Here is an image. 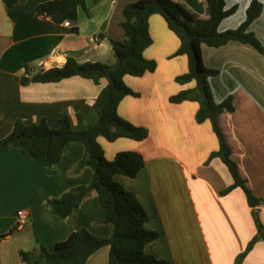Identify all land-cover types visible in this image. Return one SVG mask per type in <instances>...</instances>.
Segmentation results:
<instances>
[{"label": "crops", "instance_id": "obj_1", "mask_svg": "<svg viewBox=\"0 0 264 264\" xmlns=\"http://www.w3.org/2000/svg\"><path fill=\"white\" fill-rule=\"evenodd\" d=\"M49 0H18L6 7L0 0V138L6 137L16 120L25 124L44 119L56 129L61 117L69 118L74 129H86L97 115L93 103L106 80L98 84L80 76L56 83L28 82L36 64L51 59L62 66L68 57L78 62L113 63L109 39L120 40L123 9L137 0H86L77 18L56 23L37 15V5ZM200 19L208 18L205 0H175ZM252 0H225L236 12L223 19L219 31L238 27ZM261 14L251 23L252 31L264 44V0ZM152 43L143 51L157 64L142 76L125 75V85L137 96L124 97L118 114L136 126L147 128L148 136L137 141L118 138L98 142L107 160L119 151L139 152L144 166L133 178L114 176L132 192L148 214L145 227L159 233L145 245V252L169 264H234L248 242L257 234L253 211L264 227V204L255 208L240 188L225 191L233 182L226 165L218 158L208 160L218 149L210 122L197 123L198 103H171L169 98L195 82L181 85L175 78L187 71V58L174 56L178 37L163 17L149 18ZM94 38L95 41H90ZM206 67L218 74L209 78L215 102L232 98V111L220 115V123L232 147V158L247 179L253 195L264 200V55L249 44L231 41L220 47L201 46ZM84 146L69 142L61 160L45 167L16 148L0 156V235L16 227V212L27 209L30 218L0 239V264H28L20 252L35 251L40 244L49 251L55 244L81 228L107 237L111 228L102 222L103 210L95 192L79 208L62 219L43 207L48 198L87 185L91 170L72 173L81 160ZM109 247L94 252L86 264H107ZM241 264H264V238H260Z\"/></svg>", "mask_w": 264, "mask_h": 264}, {"label": "trees", "instance_id": "obj_2", "mask_svg": "<svg viewBox=\"0 0 264 264\" xmlns=\"http://www.w3.org/2000/svg\"><path fill=\"white\" fill-rule=\"evenodd\" d=\"M17 1L2 0L6 7L13 6ZM204 4L208 14L206 19L195 17L175 0H137L128 3L123 9V20L120 23L123 38L108 40L115 58L113 63L78 62L68 57L60 67L53 66L32 74L30 68L26 67L27 75L22 78V84L56 83L74 76L90 79L96 84L106 80V85L93 103L92 108L97 115L94 124L86 129H74L69 118L63 116L59 120L58 128L52 129L44 119L31 124L16 120L12 131L6 137L0 138V156L3 152L16 148L31 160L50 168L61 160L64 148L69 142H81L84 154L72 173L89 168V183L46 199L43 207L64 219L76 211L91 192H95L104 213L101 221L109 224L111 228L107 237L94 235L88 229L81 228L57 242L51 251L42 244L35 251H21V258L28 264H86L94 252L106 246L109 247L107 264H169L168 261L156 259L145 252V245L158 238L159 233L145 227L148 221L146 210L132 192L125 190L114 179L117 174L135 177L144 166L143 156L136 151L123 150L117 152L112 160H107L98 142L99 137L112 142L118 138L141 141L148 136L147 128L136 126L122 118L117 107L124 97L138 95L125 85V75L142 76L156 69V62L143 56V51L152 43L149 18L154 14L163 17L167 27L179 39V47L174 56L184 55L187 58V71L177 76L175 81L181 85L195 82L194 87L180 90L169 101L174 104L197 102L196 122H210L218 140V149L210 154L208 160L218 157L233 179L232 184L222 193L226 194L233 188L240 187L251 207L264 204L263 199L253 195L247 179L232 158V147L220 123V115L224 111L233 110L232 98L229 96L221 102L214 101L209 78L217 75L218 71L206 67L201 54L203 44L220 47L237 41L251 45L264 55V44L249 30L251 23L261 14L263 5L258 0H252L246 9L244 21L238 27L219 31L221 21L233 15L237 6L226 8L225 0H205ZM85 6L86 0H49L37 5V15L62 23L77 18L79 8ZM253 217L257 234L237 256L234 264H241L255 243L261 237L264 238V227L256 210L253 211ZM16 228L0 235V239Z\"/></svg>", "mask_w": 264, "mask_h": 264}, {"label": "built area", "instance_id": "obj_3", "mask_svg": "<svg viewBox=\"0 0 264 264\" xmlns=\"http://www.w3.org/2000/svg\"><path fill=\"white\" fill-rule=\"evenodd\" d=\"M65 25H69V20L64 21ZM90 41H95L94 38L90 39ZM53 61L51 59H48L46 61L38 62L35 66L37 70H47L51 67H53ZM30 218L29 210L27 209H19L16 212V227H20L27 223Z\"/></svg>", "mask_w": 264, "mask_h": 264}, {"label": "rangeland", "instance_id": "obj_4", "mask_svg": "<svg viewBox=\"0 0 264 264\" xmlns=\"http://www.w3.org/2000/svg\"><path fill=\"white\" fill-rule=\"evenodd\" d=\"M115 61V60H114ZM109 64H111V63H109ZM29 252V251H28ZM23 258V257H22Z\"/></svg>", "mask_w": 264, "mask_h": 264}]
</instances>
